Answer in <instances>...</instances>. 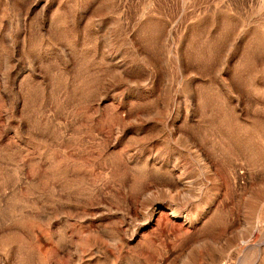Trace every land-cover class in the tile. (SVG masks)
Listing matches in <instances>:
<instances>
[{
    "label": "rangeland",
    "instance_id": "1",
    "mask_svg": "<svg viewBox=\"0 0 264 264\" xmlns=\"http://www.w3.org/2000/svg\"><path fill=\"white\" fill-rule=\"evenodd\" d=\"M0 264H264V0H0Z\"/></svg>",
    "mask_w": 264,
    "mask_h": 264
},
{
    "label": "bare ground",
    "instance_id": "2",
    "mask_svg": "<svg viewBox=\"0 0 264 264\" xmlns=\"http://www.w3.org/2000/svg\"><path fill=\"white\" fill-rule=\"evenodd\" d=\"M172 214H173L174 216H176V215H177V214H176V212H175L174 210L172 211Z\"/></svg>",
    "mask_w": 264,
    "mask_h": 264
}]
</instances>
